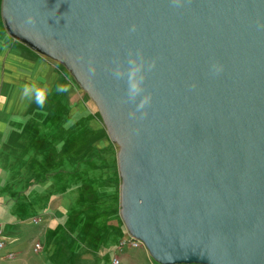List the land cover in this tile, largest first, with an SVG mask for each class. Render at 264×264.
Here are the masks:
<instances>
[{"label": "water", "instance_id": "obj_1", "mask_svg": "<svg viewBox=\"0 0 264 264\" xmlns=\"http://www.w3.org/2000/svg\"><path fill=\"white\" fill-rule=\"evenodd\" d=\"M1 13L97 105L119 145L121 217L156 261L264 264V0H2ZM129 50L156 61L144 119L112 72Z\"/></svg>", "mask_w": 264, "mask_h": 264}, {"label": "rangeland", "instance_id": "obj_2", "mask_svg": "<svg viewBox=\"0 0 264 264\" xmlns=\"http://www.w3.org/2000/svg\"><path fill=\"white\" fill-rule=\"evenodd\" d=\"M1 9L2 0L0 264H112L130 237L120 212L119 145L70 71L14 38ZM6 82L14 90L5 102ZM25 83L47 89L43 107L23 98ZM58 83L69 90L56 92ZM38 240L43 250L36 253ZM122 264L158 263L145 246H126Z\"/></svg>", "mask_w": 264, "mask_h": 264}, {"label": "clouds", "instance_id": "obj_3", "mask_svg": "<svg viewBox=\"0 0 264 264\" xmlns=\"http://www.w3.org/2000/svg\"><path fill=\"white\" fill-rule=\"evenodd\" d=\"M173 3H179V0H173ZM25 23L35 25L36 19L33 15H29L25 20ZM135 30V25H133ZM127 67L121 68L117 63V66L112 69L113 75L116 79H125L126 83V96L123 100L124 103L130 101L136 102V107L129 113L130 118H136L137 112H140V119L147 117V107L151 104L152 94L145 92L144 81L146 80L147 73L151 71L156 64L154 59L146 60L142 50H136L133 53L129 50L127 55ZM215 74H219L223 70V66L218 62L212 65ZM89 71L91 74H95L96 68L92 61H89ZM192 87H195L193 84ZM56 92L65 93L69 90V85L58 83L55 87ZM22 96L24 99L35 102L39 107H43L47 100V89L42 88L37 83H25L22 85ZM143 110V111H141Z\"/></svg>", "mask_w": 264, "mask_h": 264}, {"label": "built area", "instance_id": "obj_4", "mask_svg": "<svg viewBox=\"0 0 264 264\" xmlns=\"http://www.w3.org/2000/svg\"><path fill=\"white\" fill-rule=\"evenodd\" d=\"M38 220H39L38 218L34 219L35 222H38ZM1 235H2V231L0 230V248H3L5 247L6 242L1 238ZM126 246L133 247V248H141L145 246V244L142 240L137 239L130 234V237L128 239H122L121 243L114 250V255L111 260L112 264H122L123 263L124 251H125ZM33 250L36 253H39L43 250V244L40 240L34 243ZM15 255H16L15 253L9 252L7 256L10 258H13Z\"/></svg>", "mask_w": 264, "mask_h": 264}, {"label": "crops", "instance_id": "obj_5", "mask_svg": "<svg viewBox=\"0 0 264 264\" xmlns=\"http://www.w3.org/2000/svg\"><path fill=\"white\" fill-rule=\"evenodd\" d=\"M31 75H33V74H31ZM36 78H37V77H36ZM39 78H41V76H40ZM32 82H35V80L33 79ZM12 84H13V83H11V82H6V88H5L4 92L1 93L2 99H3L5 102H6V100L9 101V99H10V96H7V94H8V95L12 94V92H13V90H14V89L12 88Z\"/></svg>", "mask_w": 264, "mask_h": 264}, {"label": "trees", "instance_id": "obj_6", "mask_svg": "<svg viewBox=\"0 0 264 264\" xmlns=\"http://www.w3.org/2000/svg\"><path fill=\"white\" fill-rule=\"evenodd\" d=\"M98 108V107H97ZM99 110V109H98ZM112 260V258L110 259V261ZM155 260V259H154ZM156 261V260H155ZM158 264H159V262L158 261H156ZM160 264H162V263H160Z\"/></svg>", "mask_w": 264, "mask_h": 264}]
</instances>
